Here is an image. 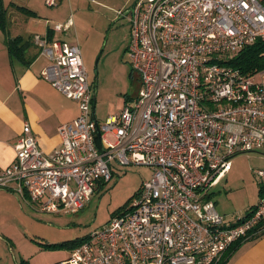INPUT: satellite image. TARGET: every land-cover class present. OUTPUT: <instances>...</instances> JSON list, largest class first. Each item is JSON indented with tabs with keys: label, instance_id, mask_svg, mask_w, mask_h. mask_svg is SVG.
Returning <instances> with one entry per match:
<instances>
[{
	"label": "built area",
	"instance_id": "1",
	"mask_svg": "<svg viewBox=\"0 0 264 264\" xmlns=\"http://www.w3.org/2000/svg\"><path fill=\"white\" fill-rule=\"evenodd\" d=\"M130 21L142 87L103 122L80 46L35 35L50 59L43 77L78 102L79 114L59 125L51 153L25 124L0 188L44 213H77L112 180L114 162L154 167L129 209L54 264H221L234 243L264 234V196L229 220L210 198L233 156L264 148V69L245 74L227 62L264 39V0H138Z\"/></svg>",
	"mask_w": 264,
	"mask_h": 264
},
{
	"label": "rangeland",
	"instance_id": "2",
	"mask_svg": "<svg viewBox=\"0 0 264 264\" xmlns=\"http://www.w3.org/2000/svg\"><path fill=\"white\" fill-rule=\"evenodd\" d=\"M134 2L63 0L52 7L46 5L45 0H38L41 6L38 9L42 12L35 28L38 33H44L45 23L53 25L69 17L74 19L72 27L61 35H67L81 48L97 97L96 116L101 122L109 115L120 113L127 104H133L142 87L141 74L133 68L128 52L132 30L130 7ZM11 31L13 34L16 32L15 28ZM108 138L115 141L111 134ZM231 161L232 169L210 190V198L217 210L228 220L244 213L261 198L264 179L260 171H264V148L236 154ZM153 173L154 167L148 165L114 162L112 180L99 182L91 200L77 213H44L33 208L29 200L24 202L27 210L22 209V215L9 216L1 221L13 237V249L11 243L6 242L9 252L13 257L14 254L31 257V262L40 257L54 260L65 256L71 252L72 242L86 237L129 209L138 199L143 182L150 179ZM5 206L15 210L9 203ZM40 243L63 246L44 249Z\"/></svg>",
	"mask_w": 264,
	"mask_h": 264
},
{
	"label": "crops",
	"instance_id": "3",
	"mask_svg": "<svg viewBox=\"0 0 264 264\" xmlns=\"http://www.w3.org/2000/svg\"><path fill=\"white\" fill-rule=\"evenodd\" d=\"M3 1L9 9L8 21L11 36L22 35L25 39L33 40V42L26 50V55L30 60L26 63L23 59L10 54L6 36L0 28V172L14 162L16 158L15 144L23 132L25 124L28 123L31 126L40 147L45 152L51 153L61 145L58 133L59 125L73 120L79 114L78 102L66 97L43 77L42 71L49 65L50 59L41 53L34 37L37 34L49 36L51 34L54 38L75 42L67 38V35H61V32L64 31H54L53 25H50L49 22L48 25L45 23L44 33H38V30L35 29L38 26L37 19L42 18V12L38 9L41 7L38 0ZM62 1L59 0V3ZM11 2L32 9L36 15L30 16L18 11L15 7L10 6ZM10 14L13 15L11 19ZM11 28H15V34ZM49 28L53 29L54 33ZM24 202L26 201L18 194L0 188V264H17L23 257L20 254H14L13 257L9 252L6 242L11 243L13 249V237L10 229L5 227L1 221L9 216L22 215V209L27 210ZM7 203L15 210H9L5 206ZM41 251L46 252L44 249ZM69 255L68 252L65 256H59L54 260L40 257L32 262L31 257L23 258L29 259L31 264H54ZM221 263L264 264V236L239 244L235 251L230 248L224 254Z\"/></svg>",
	"mask_w": 264,
	"mask_h": 264
},
{
	"label": "trees",
	"instance_id": "4",
	"mask_svg": "<svg viewBox=\"0 0 264 264\" xmlns=\"http://www.w3.org/2000/svg\"><path fill=\"white\" fill-rule=\"evenodd\" d=\"M10 6L15 7L18 11H21L27 15L34 16L36 13L25 6L18 5L14 2L10 3ZM8 7L5 5L3 0H0V28L4 32L6 36V43L11 55L16 56L18 58L23 59L28 63V57L26 55V50L29 48L33 40L25 39L22 35L12 37L9 30V21H8ZM50 27V26H49ZM54 29V28H53ZM53 29L49 28L51 32L54 33ZM48 39L52 40L54 37L46 35ZM230 65L240 69L245 74H253L259 70L264 69V39H258L255 43L247 45L240 51H238L235 55H233L228 61ZM93 87V85H92ZM94 90V87H93ZM260 196H264V185L261 186ZM264 236V234L252 239H258ZM87 237V236H86ZM86 237L82 239H78L70 244L71 249L80 244L82 241L86 239ZM245 241H238L229 247L235 248ZM44 249L46 248H55L57 246H63V244H53V243H40ZM228 249V250H229ZM227 250V251H228ZM17 264H31L29 259L20 258ZM222 264V263H221Z\"/></svg>",
	"mask_w": 264,
	"mask_h": 264
},
{
	"label": "water",
	"instance_id": "5",
	"mask_svg": "<svg viewBox=\"0 0 264 264\" xmlns=\"http://www.w3.org/2000/svg\"><path fill=\"white\" fill-rule=\"evenodd\" d=\"M138 0H135V2L132 4V6L130 7V11H132L134 9V7L136 6V3H137ZM96 93L94 91V105H93V112H94V118L95 119H98L97 116H96Z\"/></svg>",
	"mask_w": 264,
	"mask_h": 264
}]
</instances>
